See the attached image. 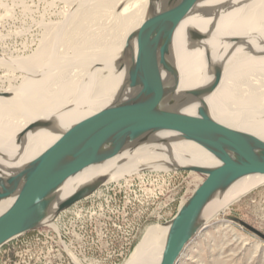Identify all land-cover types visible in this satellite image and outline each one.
<instances>
[{
	"label": "bare ground",
	"instance_id": "bare-ground-1",
	"mask_svg": "<svg viewBox=\"0 0 264 264\" xmlns=\"http://www.w3.org/2000/svg\"><path fill=\"white\" fill-rule=\"evenodd\" d=\"M68 2L67 27L53 31L30 56H14L10 62L24 75L20 85L0 90V173L5 176L24 170L72 124L117 99L137 45V36L129 39L130 35L146 22L154 33L165 19L156 15L160 5L150 9L149 0ZM203 13H217V17L212 21ZM110 25L113 40L109 43L104 30ZM192 28L204 36L189 39ZM0 62L9 63L1 58ZM205 89H212L204 101L215 120L264 140V0H204L179 24L161 90L183 96ZM132 93L127 89L124 97ZM200 105L170 110L153 123L158 132L148 142L70 177L59 189L52 209L96 178H103L105 185L142 170L215 167L221 163L218 157H232L236 152L216 137L201 143L183 139ZM263 182L264 174H250L216 192L202 212L196 234L230 202ZM12 202L13 198L0 201V214ZM51 220L50 216L45 222ZM168 232L169 224L148 226L125 264H161Z\"/></svg>",
	"mask_w": 264,
	"mask_h": 264
},
{
	"label": "water",
	"instance_id": "water-1",
	"mask_svg": "<svg viewBox=\"0 0 264 264\" xmlns=\"http://www.w3.org/2000/svg\"><path fill=\"white\" fill-rule=\"evenodd\" d=\"M202 1L149 0L150 9L156 10V5H160L156 15H165V19L154 33L146 22L130 35L129 39L137 36V45L132 50L134 55L126 67L117 99L72 124L24 170L10 176L0 173V201L13 198L10 207L0 214V247L27 231L51 223L62 211L104 183L103 178L87 182L52 209L59 189L70 177L126 148L148 142L149 136L158 132L152 127L158 118L194 103L201 104V111L192 118L183 139L201 143L213 136L236 153L229 158L217 156L221 163L215 167H182L204 174L206 179L170 222L161 264L178 263L197 233L204 208L216 192L244 176L264 174V140L215 120L204 101L212 89L189 91L183 96L161 90L162 74L171 66L175 32ZM203 14L212 21L217 17V13ZM202 36L204 33L197 29L188 31L189 39ZM127 89L133 93L124 97ZM50 216L52 220L45 222Z\"/></svg>",
	"mask_w": 264,
	"mask_h": 264
},
{
	"label": "rangeland",
	"instance_id": "rangeland-1",
	"mask_svg": "<svg viewBox=\"0 0 264 264\" xmlns=\"http://www.w3.org/2000/svg\"><path fill=\"white\" fill-rule=\"evenodd\" d=\"M69 10L68 0H0V58L9 62H0V90L22 83L24 73L10 62L30 56L57 28H66ZM110 28L104 30L109 43ZM205 179L182 168L131 173L3 244L0 264H125L146 228L170 224ZM262 235L264 182L195 234L178 264H264Z\"/></svg>",
	"mask_w": 264,
	"mask_h": 264
}]
</instances>
